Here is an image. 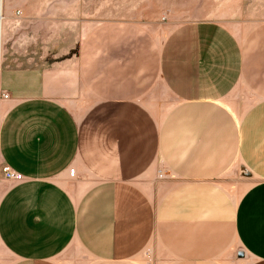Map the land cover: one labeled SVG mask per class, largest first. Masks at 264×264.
<instances>
[{
    "label": "crops",
    "instance_id": "1",
    "mask_svg": "<svg viewBox=\"0 0 264 264\" xmlns=\"http://www.w3.org/2000/svg\"><path fill=\"white\" fill-rule=\"evenodd\" d=\"M164 21L1 69L0 264H264V20Z\"/></svg>",
    "mask_w": 264,
    "mask_h": 264
},
{
    "label": "rangeland",
    "instance_id": "2",
    "mask_svg": "<svg viewBox=\"0 0 264 264\" xmlns=\"http://www.w3.org/2000/svg\"><path fill=\"white\" fill-rule=\"evenodd\" d=\"M164 18L175 25L213 20L237 30L264 20V0H0V71L29 54L45 55V65L55 54L76 59L88 35L108 22H135L150 30ZM79 100L93 98L83 93ZM158 176L168 174L159 170ZM66 183L74 184L68 177ZM235 249L240 252L237 243Z\"/></svg>",
    "mask_w": 264,
    "mask_h": 264
},
{
    "label": "built area",
    "instance_id": "3",
    "mask_svg": "<svg viewBox=\"0 0 264 264\" xmlns=\"http://www.w3.org/2000/svg\"><path fill=\"white\" fill-rule=\"evenodd\" d=\"M164 20H165V18H164ZM0 99L10 100L11 96L8 93L0 92ZM2 175L6 180L16 182V183L24 180V176L22 174L15 172L9 166H3L2 167ZM69 175L71 178L75 177V175H76L75 168H72L69 171Z\"/></svg>",
    "mask_w": 264,
    "mask_h": 264
}]
</instances>
